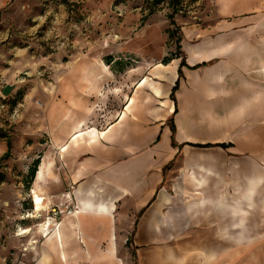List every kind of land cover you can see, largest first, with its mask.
Segmentation results:
<instances>
[{"label":"crops","instance_id":"0c3cea01","mask_svg":"<svg viewBox=\"0 0 264 264\" xmlns=\"http://www.w3.org/2000/svg\"><path fill=\"white\" fill-rule=\"evenodd\" d=\"M217 3L216 46L202 41L188 53L181 79L174 60L151 67L154 79L127 83L121 89L129 92L127 102L103 131L89 127L93 98L114 76L102 60L78 59L63 74L57 98L42 95L50 142L39 152L30 192L22 182L38 155L26 153L17 208L25 204L26 215L36 214L35 191L44 219L56 207L75 213L53 220L58 230L42 238L39 218H27L24 258L11 253L13 264H125L117 241L133 234L135 241H185L140 264H241L247 241H256L251 255L258 250L264 242V0ZM208 144L226 147H195ZM35 240L42 242L36 248Z\"/></svg>","mask_w":264,"mask_h":264},{"label":"rangeland","instance_id":"374dc122","mask_svg":"<svg viewBox=\"0 0 264 264\" xmlns=\"http://www.w3.org/2000/svg\"><path fill=\"white\" fill-rule=\"evenodd\" d=\"M178 1L179 13L175 21L181 28L184 55H191L202 41H214L216 46L218 33L213 27L219 19L218 0ZM153 2L154 0L3 2L0 10V105L4 98L9 113H0V146L5 147L10 143L12 149L9 158L4 161L2 158L6 155V149L3 154L0 153V175L6 176L2 187L0 184V264H13L11 253L17 252L19 258H24L27 241L26 235L22 237L21 234L26 230H21V227L27 218L36 217V214L26 215L25 204L22 208H17V203L22 199V194L17 193V186L21 182L17 177H21L22 165L28 160L26 153L39 155L44 148L46 151L50 142L42 127L44 121L41 111L45 105L42 95L47 94L56 99L63 74L78 59L93 58L105 63V58L112 56L118 62L108 66L114 76L110 81H104L101 87L103 92H97L91 104L89 127L103 131L121 114L123 104L127 102L129 92H121V89L127 88V83L131 88L143 77L154 79L151 67L177 53L176 37L173 40L168 37L171 26L167 16L173 12L169 7L170 1L161 0L158 6H154ZM150 10L156 12L143 23V18ZM7 34L9 37L5 40ZM8 85H15L16 89L10 97H4L2 91ZM148 93L147 101L151 100ZM33 106H37V111L31 110ZM32 145L33 149H29ZM53 156L56 159L58 151H54ZM13 158L18 161L13 162ZM33 159L37 160L35 157ZM34 161L28 163L32 165ZM10 168V171L5 170ZM22 183L25 187V179ZM23 198L26 199L25 193ZM72 213H75V208L72 207H56L46 219L41 213V223L37 224L41 238L47 236L53 228L58 230L59 226L52 224L53 220L71 216ZM43 230H46L45 235ZM133 237L134 234L130 237L132 244L129 247L128 241H117L120 258L125 264H140L147 254H165L185 243L180 240L135 241ZM29 243L32 244V240ZM41 243L35 240L32 246L36 248ZM254 243L256 241H247L243 245L241 264H264V242H257L258 250L251 255L250 249L255 248Z\"/></svg>","mask_w":264,"mask_h":264},{"label":"trees","instance_id":"16d2710c","mask_svg":"<svg viewBox=\"0 0 264 264\" xmlns=\"http://www.w3.org/2000/svg\"><path fill=\"white\" fill-rule=\"evenodd\" d=\"M169 1H170L169 7H171L173 9V12L167 16V19L169 20L170 26H171V29L168 30V37H169V40H173L176 37V39H177L176 40V52L179 54H177V53L171 54L170 56L164 58L162 60L161 64L167 66L174 60H180V67H179L178 73H179V79H181L183 77L182 72H181L182 68L187 67V63H186L187 57L184 55V52L182 49L183 37L181 34V28L177 25V23L175 21V17L179 13V10L177 9V5L179 4V1L178 0H169ZM160 3H161V0H154L153 5L158 6V5H160ZM155 12H156L155 10H150L149 14L143 18L142 22L144 23L148 19V17L154 15ZM104 61H105L107 66H110L112 64L115 65L118 63L117 61L114 60V58L112 56L105 58ZM205 66H207V64L204 63V64L196 66L195 68H192V69H198L200 67H205ZM178 82H177L176 86L174 87L172 95H171V99L174 102H176L175 93L179 87ZM172 133H173L172 142H173V145H175V142H174L175 126L173 124H172ZM213 146L222 147V148L226 147L225 145H222V144L196 145L195 147L209 148V147H213ZM11 149H12V147H11V144L9 143L8 144V152L2 158V161L9 158ZM41 157H42V154H39L37 160H35L33 162V164L30 165L29 170H28V174L24 178L25 179V191H27V192H30V190H31L32 184L34 182V179L36 177V174H37L40 162H41ZM4 181H5V175L4 174L0 175V184H2ZM131 244H132L131 240L129 239L127 242V247H129Z\"/></svg>","mask_w":264,"mask_h":264},{"label":"bare ground","instance_id":"6f19581e","mask_svg":"<svg viewBox=\"0 0 264 264\" xmlns=\"http://www.w3.org/2000/svg\"><path fill=\"white\" fill-rule=\"evenodd\" d=\"M33 196H34V199L36 202L35 203V205H36V209H35L36 210V217H34V218H40L41 217L40 214L46 210V208L43 206V198L41 196H39L35 191H33ZM28 233H29V231L26 230L21 234V236L23 237V235H27ZM58 239H60V238H58Z\"/></svg>","mask_w":264,"mask_h":264},{"label":"water","instance_id":"95a60500","mask_svg":"<svg viewBox=\"0 0 264 264\" xmlns=\"http://www.w3.org/2000/svg\"><path fill=\"white\" fill-rule=\"evenodd\" d=\"M15 89H16L15 85L12 86L8 85L4 87L2 94L4 97H10Z\"/></svg>","mask_w":264,"mask_h":264},{"label":"built area","instance_id":"2783aa9c","mask_svg":"<svg viewBox=\"0 0 264 264\" xmlns=\"http://www.w3.org/2000/svg\"><path fill=\"white\" fill-rule=\"evenodd\" d=\"M2 103V102H1ZM7 112L9 113L8 105L5 103V99L3 98V104L0 105V113Z\"/></svg>","mask_w":264,"mask_h":264}]
</instances>
